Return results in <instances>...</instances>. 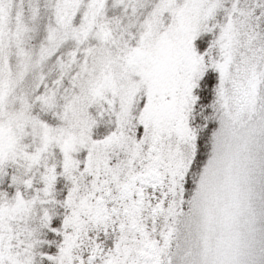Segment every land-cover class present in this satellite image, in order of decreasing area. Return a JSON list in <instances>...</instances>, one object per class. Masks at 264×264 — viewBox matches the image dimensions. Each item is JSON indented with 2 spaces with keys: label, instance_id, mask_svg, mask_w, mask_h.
<instances>
[{
  "label": "snow or ice",
  "instance_id": "6c2138e0",
  "mask_svg": "<svg viewBox=\"0 0 264 264\" xmlns=\"http://www.w3.org/2000/svg\"><path fill=\"white\" fill-rule=\"evenodd\" d=\"M0 264H264V0H0Z\"/></svg>",
  "mask_w": 264,
  "mask_h": 264
}]
</instances>
